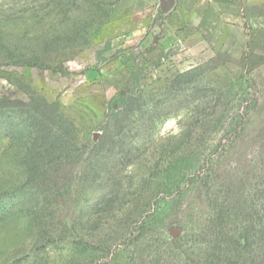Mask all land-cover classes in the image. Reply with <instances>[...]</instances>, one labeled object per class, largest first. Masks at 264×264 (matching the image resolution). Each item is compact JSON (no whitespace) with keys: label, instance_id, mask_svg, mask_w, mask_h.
I'll return each mask as SVG.
<instances>
[{"label":"rangeland","instance_id":"374dc122","mask_svg":"<svg viewBox=\"0 0 264 264\" xmlns=\"http://www.w3.org/2000/svg\"><path fill=\"white\" fill-rule=\"evenodd\" d=\"M198 3L120 0L66 41L82 8L0 0V264H242L264 251L238 242L264 216V19ZM40 121L80 150L102 136L93 186L36 172ZM221 206L223 228L209 222ZM139 212L131 228L162 223L133 261L116 250Z\"/></svg>","mask_w":264,"mask_h":264},{"label":"trees","instance_id":"16d2710c","mask_svg":"<svg viewBox=\"0 0 264 264\" xmlns=\"http://www.w3.org/2000/svg\"><path fill=\"white\" fill-rule=\"evenodd\" d=\"M74 6L75 9L82 8V13L84 14V19H82L80 22H75L76 25L72 26L71 29L66 31L64 33V39L66 41H72L74 38L75 40L80 38V36L85 35L89 36L90 33H92L93 28L89 25L88 22L95 23L98 19L103 18L105 15L109 13L111 10V7L119 2L120 0H69ZM83 23V24H82ZM92 23V24H93ZM88 27V28H87ZM84 30V33L82 32ZM71 38V39H70ZM60 39V38H59ZM60 41H64L63 39H60ZM28 61V58H24ZM47 129V126L44 125L42 121L39 122L38 125V132L36 136V141L39 142V147L37 151L34 153L32 152L36 164H35V170L37 173L42 174L43 167H47L46 165H49V169H53L54 172L58 171L59 169L65 170V173L67 172L70 175L71 181L75 182V178H78L81 180H86L87 183L90 184V186H93L94 178L92 177V174H95V177L98 175L100 168H99V162H98V155L93 154L94 151L98 150L100 146L102 145V136L99 138L97 142H92V147L89 148V151L80 150L78 148L81 138L78 136H73V133L69 134V137L63 138L62 135L58 134L56 130L54 133L49 134V132L43 131V128ZM73 132V130H72ZM104 137V136H103ZM101 139V140H100ZM95 156L97 158H95ZM92 173V174H90ZM89 174V176H88ZM85 175L88 176L85 178ZM91 175V177H90ZM89 186V185H88ZM104 197V196H103ZM102 197V198H103ZM243 200L238 201L240 202L237 206V210L243 211L245 208L253 213H255L251 209V206H247L248 200L242 198ZM243 203V204H242ZM264 204V203H263ZM217 205V203L215 204ZM171 208V207H170ZM222 206L220 207L219 211L217 213L213 214V218H209V222L216 226H223L228 225L227 223H223L225 220H229L230 217L233 216L232 212L227 213V211H221ZM262 213L264 214V205L261 209ZM142 212V211H140ZM138 213L133 221H128V225L126 228V235L129 234L128 238H124L125 235L122 233L120 234L121 238V244H125L127 246L123 247L122 249L118 248L116 251L123 253L125 250L130 255V258L134 260H140L143 256L141 251V247L148 242H151L150 240V234L148 235V232L144 231L145 227H149L150 223L155 224H161L162 221H157L155 219H147L146 217L142 219L141 225L135 226L134 228H131L132 223L137 222L139 218H142V213ZM213 212H215L213 210ZM254 221L252 218L248 219V224L250 223L252 227V230L255 231V234L258 235L254 240V236H251L252 232L243 231L244 235L242 237H238V242L242 241H248L252 238L251 243H264V216L261 221ZM230 221V220H229ZM194 226V225H191ZM199 229V227H191ZM205 229V228H204ZM201 231V230H200ZM216 234L219 236L223 234V232L217 231ZM228 234V233H226ZM241 234V233H240ZM220 240V239H219ZM259 244H256L255 250H252L248 252L247 258L244 259L242 264H256V259H258L262 254L264 253L262 248L258 247ZM115 257V260L117 258L118 263L120 262V259L118 257ZM155 256V255H154ZM255 259V260H254ZM121 261H124L121 259ZM107 263V262H106ZM116 264V263H115Z\"/></svg>","mask_w":264,"mask_h":264},{"label":"crops","instance_id":"0c3cea01","mask_svg":"<svg viewBox=\"0 0 264 264\" xmlns=\"http://www.w3.org/2000/svg\"><path fill=\"white\" fill-rule=\"evenodd\" d=\"M198 5H193V10H211L220 9L225 12L229 11H244L245 16L249 18L251 22H258L264 19V0H198ZM248 12V15L246 14ZM252 11H255L253 13ZM257 11V12H256ZM259 11V12H258ZM250 13V14H249ZM201 15L205 16V13ZM222 18H229L235 21L237 24L242 22V17L239 13H223ZM233 18V19H232Z\"/></svg>","mask_w":264,"mask_h":264},{"label":"water","instance_id":"95a60500","mask_svg":"<svg viewBox=\"0 0 264 264\" xmlns=\"http://www.w3.org/2000/svg\"><path fill=\"white\" fill-rule=\"evenodd\" d=\"M162 1V0H161ZM164 1H169V0H164Z\"/></svg>","mask_w":264,"mask_h":264}]
</instances>
